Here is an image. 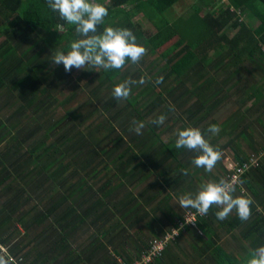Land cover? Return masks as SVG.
Wrapping results in <instances>:
<instances>
[{"label": "trees", "instance_id": "1", "mask_svg": "<svg viewBox=\"0 0 264 264\" xmlns=\"http://www.w3.org/2000/svg\"><path fill=\"white\" fill-rule=\"evenodd\" d=\"M182 1L111 0L103 5L108 14L97 25L96 34L107 27L128 29L147 55L155 56L156 64L143 56L141 63L134 65L127 60L121 69L85 67L65 72L63 66L54 71L48 68L38 71L41 56L38 52L47 48L69 51L72 42L83 38L76 32V25L61 20L57 12L47 7L46 0H0V23L5 20L2 18L6 22L11 18L10 23H19L27 37L34 34L33 41L25 38L20 42L21 46H31L32 53L9 65L0 63V255L10 257V264H27L28 259L33 264H55L50 259L49 247L55 231L70 230L64 237L61 233L63 241L87 234L75 232L78 211L89 216V225L95 229L91 231V239L96 230L104 232L113 225L114 215L108 214L104 202H115L114 194L97 195V188H89L96 195L86 193L85 206L88 202L89 209L84 211L83 198L76 194L84 190L86 178L99 176L104 170L98 165V154H93L94 138L120 145L122 134L129 131L123 122L125 118L136 121L140 116L138 123H143L145 116L161 112L162 107L169 109L186 91L202 99L212 88L220 91L218 95L225 90L223 94L228 91L233 97L238 94L256 97L263 90L264 0H192L188 16L171 19V11ZM217 3L222 6L217 7ZM239 12L247 21H256L257 27L240 23ZM200 13L205 16L201 18ZM138 18L151 25L153 35L146 36L147 31L143 34ZM57 25H63L64 30L58 32ZM226 30L237 33L229 38L220 35ZM5 48L7 45L2 46ZM19 60L33 69L25 73L10 69ZM161 77L162 82L157 83ZM141 78L145 83H139ZM126 80L136 81L130 85V93L135 90L139 94L121 102L113 97V89ZM196 80L206 83V87L196 90ZM82 82L85 88L80 87ZM146 102L148 110L144 115L141 111ZM165 117L162 125L155 124L151 129L149 139L154 134L159 139V132L167 129ZM260 152L256 150L240 159L226 177V180L234 174L238 177L239 181L233 184L234 197L244 196L253 202L248 220L253 219L254 223L245 233L243 228L248 220L242 221L235 209L226 219L218 220L215 213L221 209L215 205L207 215L192 209L193 221H188L184 213L172 222L171 233L175 238L184 230L189 234L204 233L193 242L195 252L208 264H245L250 250L264 246V153L260 156ZM110 185L116 187V182ZM257 204L263 207L257 210ZM70 211L73 214L67 216ZM210 214L213 217L204 226ZM64 219L66 223L62 222ZM216 229H221L223 235H237L238 240L232 239L230 246L223 235L221 241ZM166 237L137 242L143 243L145 255L155 241H163L168 247L172 238ZM120 239L127 246V233ZM235 240L241 245H236ZM31 241L39 246L36 253L25 247ZM143 255L131 264L145 260ZM164 255L165 251L144 264L160 261ZM114 258L115 264H129L120 255Z\"/></svg>", "mask_w": 264, "mask_h": 264}, {"label": "crops", "instance_id": "2", "mask_svg": "<svg viewBox=\"0 0 264 264\" xmlns=\"http://www.w3.org/2000/svg\"><path fill=\"white\" fill-rule=\"evenodd\" d=\"M95 2L99 3L100 1ZM220 6L222 4L217 3V7ZM174 8L171 11V19L176 20L188 16L189 12H183V14L177 12L175 15L176 8ZM183 9H186L185 6ZM239 14L243 13L239 12ZM203 16L205 14H201V18ZM2 19L7 20L6 18ZM5 20L0 23V63L9 65L26 53H32L30 52L31 46H21L20 42L25 38L33 41L34 34L27 37L23 33L24 28H21L19 23L15 21L10 23L11 18L9 22ZM143 24L144 22L141 24V31L144 34ZM38 29L40 31L39 27ZM236 33L226 30L220 32V35L223 34L229 38ZM5 45L7 48L2 49V46ZM7 50L14 51L15 53H12L14 55L8 54ZM57 50L59 48L55 51ZM55 51L53 48H47L38 52L41 55L37 66L38 71L44 68L54 71L63 66L62 64L54 65L51 62V55ZM154 57L147 55V53L144 55V58L156 64ZM11 68L24 73L33 69L31 65L20 60L10 66ZM195 84L196 90L203 89L206 87L204 85H207L197 80ZM80 87L85 88V82H82ZM222 91L225 90H221V95H218L219 90L209 89L208 93L210 94H206L202 99L196 94L193 96L191 91H186L184 95L172 102L169 109L164 110L165 107H162L161 112L145 116V122H143L145 127L142 129L141 135L130 131L133 128V121L128 117L125 118L123 122L129 131L122 134L124 138L122 139L126 143L122 140L120 145H117L108 143L109 141H105L106 139L101 141V138H94L93 154H98L100 158L98 165L104 170L100 171L99 176L86 178L84 190L76 194L83 198V211L85 208L89 209L88 202L85 206L86 193L89 196L96 195L89 191V188H97L99 190L97 195L106 193L109 196L114 194L115 202L111 204L109 200L104 202V208L108 214L114 215L111 218L113 225L106 227L104 232L96 230L93 239H91V231L95 229L89 225L88 214L75 210V212L78 211L75 232H86L87 234H77L69 241H63L60 239L61 233L64 237L65 233L70 234V230L59 229L55 231L54 239L52 241L47 239L51 242L49 243L50 259L55 264H115V255L122 256L129 264L133 263L145 253L143 243L139 244L137 241L145 238L170 236L172 222L174 223L184 213L192 211L190 208L184 209L179 206L180 195L188 193L194 195L199 185L207 181L226 180L233 165L240 159L253 155L256 150L261 151L260 156L263 155L264 84L263 90L256 97H246L243 94L233 97L227 94L228 91L225 94ZM137 94L139 92L134 90V93H130V99H134ZM124 100L126 99L120 101L123 102ZM147 110L148 102L144 103L141 114L145 115ZM161 115L168 117L167 129L159 132V139L155 137V134L149 139L151 129L156 126L152 121ZM139 117H136V122L139 121L137 120ZM211 125L218 126L219 132L216 134L208 132L207 129ZM189 126L199 128L210 145L214 143L213 147L222 153L220 160L211 172H206L204 168H197L192 164V158L198 154L197 152H192L186 148L178 149L175 146L177 130H183ZM159 144L161 147L158 146ZM114 146H116L114 150L106 151ZM166 147H171V150H166ZM184 170H187V175L184 174ZM114 173L117 176H110ZM114 182H116V187L110 185H113ZM263 205L258 206L257 204L256 209L258 210ZM72 214L70 211L67 216ZM212 214L203 222L204 226L211 221ZM62 222L66 223V220L64 219ZM252 223H254L253 219L245 223L244 233ZM116 224L119 227L116 228ZM216 232L218 235H223L221 229H216ZM123 233H127V246H123L120 239ZM203 234V232H190L189 234L187 230L181 231L178 237L173 238L175 240H169L163 258L153 264H208L199 257L194 248V239ZM223 236L230 246L232 239H237V235L232 233ZM46 237H48L47 234ZM235 243L241 245L236 240ZM25 247L36 253L39 246L31 241ZM19 258L22 259L24 256H19ZM27 264L33 263L28 259Z\"/></svg>", "mask_w": 264, "mask_h": 264}, {"label": "clouds", "instance_id": "3", "mask_svg": "<svg viewBox=\"0 0 264 264\" xmlns=\"http://www.w3.org/2000/svg\"><path fill=\"white\" fill-rule=\"evenodd\" d=\"M47 7L53 12H57L61 20L68 24L76 25V32L82 39L70 44V50L66 53L57 50L51 55V62L54 65H63L65 72H71L73 68L82 70L85 67L102 68L105 71L110 69H121L127 60L133 64H138L141 58L146 55V49L136 42V37L128 29H114L107 27L99 35L97 25L103 23L108 11L104 4L96 3L95 0H46ZM106 3V5L110 4ZM58 32H62L63 25H57ZM161 77L157 83L162 82ZM136 81L126 80L114 86L113 97L117 100L127 99L130 95V85ZM140 84L145 83L143 78ZM166 117L161 115L152 123L162 125ZM135 125L130 131L137 135L142 134L145 127L143 123L135 120ZM208 132L216 134L219 128L211 125ZM176 148H186L198 154L192 158V164L197 168H204L206 172H211L216 163L220 160L222 153L215 149L204 138L199 128L186 127L176 132ZM187 175V170H184ZM235 187L233 183L221 179L219 182L207 181L199 185L198 190L192 193L179 196L178 203L181 208L195 209L201 215H207L209 209L215 205L221 209L215 213L218 220H224L228 215L236 210L238 217L242 221H247L251 216L252 200L244 196H233ZM191 215V213H189ZM250 258L245 264H264V246L250 250ZM11 258L0 255V264H10Z\"/></svg>", "mask_w": 264, "mask_h": 264}, {"label": "built area", "instance_id": "4", "mask_svg": "<svg viewBox=\"0 0 264 264\" xmlns=\"http://www.w3.org/2000/svg\"><path fill=\"white\" fill-rule=\"evenodd\" d=\"M101 3H103L104 5H106V3L110 2V0H100ZM240 170V169H239ZM238 170V172H239ZM233 184L237 183L238 177L236 174H234L233 176L230 177L229 180H227ZM189 213H191V211H188L186 216L188 217V221H193V214L191 213V215H189ZM169 238H174V235L171 233L170 236H167L166 239ZM166 249V244L163 241H155L153 243L152 249L150 252H147L145 255H143V257H146L145 260L142 261H138L136 264H144L147 263L149 261H151L153 258H158L162 255V253L165 251ZM124 264V263H123Z\"/></svg>", "mask_w": 264, "mask_h": 264}, {"label": "rangeland", "instance_id": "5", "mask_svg": "<svg viewBox=\"0 0 264 264\" xmlns=\"http://www.w3.org/2000/svg\"><path fill=\"white\" fill-rule=\"evenodd\" d=\"M191 5H192V0H184V1L180 2L179 4H177L175 6L176 11H174V14L176 15L177 12H180V14H183V12H189ZM184 6L186 9H183ZM139 20H140V18H138L137 22L142 24L143 23L142 20H140V21ZM143 21H145V20L143 19ZM239 22L240 23H244V22L249 23L252 28H256L258 25V23L254 20H248L247 21L243 14H241V20ZM142 29H144V31H147L146 36L153 35L155 32L154 29L151 27V25L147 21H145V23L143 24ZM154 59H155V57H154ZM154 59H152V60H154ZM56 109L57 108L55 107L54 110H56ZM59 112H60V110L57 111V113H59Z\"/></svg>", "mask_w": 264, "mask_h": 264}]
</instances>
